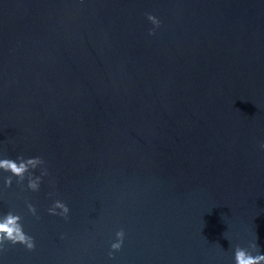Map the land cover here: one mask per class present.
Instances as JSON below:
<instances>
[{
	"label": "water",
	"instance_id": "water-1",
	"mask_svg": "<svg viewBox=\"0 0 264 264\" xmlns=\"http://www.w3.org/2000/svg\"><path fill=\"white\" fill-rule=\"evenodd\" d=\"M262 141L264 0H0V152L49 173L0 193L36 243L5 264H233L255 236L264 253Z\"/></svg>",
	"mask_w": 264,
	"mask_h": 264
},
{
	"label": "clouds",
	"instance_id": "clouds-1",
	"mask_svg": "<svg viewBox=\"0 0 264 264\" xmlns=\"http://www.w3.org/2000/svg\"><path fill=\"white\" fill-rule=\"evenodd\" d=\"M147 21L152 25L148 35L154 34L160 26V20L153 14L146 16ZM260 151H264V141L258 145ZM46 177H49L45 161L40 156L24 157L17 155L15 158H9L0 152V193L6 188H11L13 183L26 188L29 192L38 193ZM49 186L54 187V181L48 180ZM50 197H54V192H49ZM25 207L28 214L39 219L37 208L28 200H25ZM70 209L61 199L52 198L46 213L51 217L67 219ZM124 231L118 230L114 234L113 241L108 246V260H112L113 253L118 252L123 244ZM63 235H61V239ZM22 246L26 251H33L36 247L35 239L25 231L23 216L14 207L0 210V264H5L3 252L5 245ZM233 264H264V253L259 251L256 243V236L253 241H249L246 246L235 245L232 249Z\"/></svg>",
	"mask_w": 264,
	"mask_h": 264
}]
</instances>
